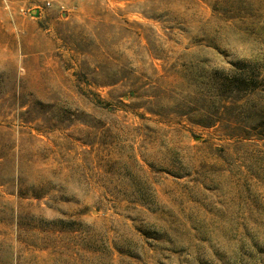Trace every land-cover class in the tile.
Here are the masks:
<instances>
[{"label": "rangeland", "instance_id": "rangeland-1", "mask_svg": "<svg viewBox=\"0 0 264 264\" xmlns=\"http://www.w3.org/2000/svg\"><path fill=\"white\" fill-rule=\"evenodd\" d=\"M0 264H264V0H0Z\"/></svg>", "mask_w": 264, "mask_h": 264}, {"label": "trees", "instance_id": "trees-1", "mask_svg": "<svg viewBox=\"0 0 264 264\" xmlns=\"http://www.w3.org/2000/svg\"><path fill=\"white\" fill-rule=\"evenodd\" d=\"M255 82V78L253 76H243V77H238V78H235V80H231V83H233L232 85H238L240 87H249L251 85V83H254ZM227 86V82H223L222 86ZM39 190H37V192H35L34 196L36 198H38L39 200L42 199L43 197L46 196L45 193L43 192H38ZM47 194H49V191L47 192ZM21 220H22V217L20 216L18 219H17V224H21Z\"/></svg>", "mask_w": 264, "mask_h": 264}]
</instances>
